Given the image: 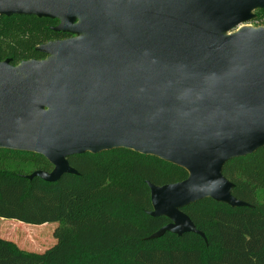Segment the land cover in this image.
I'll return each mask as SVG.
<instances>
[{"label":"water","instance_id":"water-1","mask_svg":"<svg viewBox=\"0 0 264 264\" xmlns=\"http://www.w3.org/2000/svg\"><path fill=\"white\" fill-rule=\"evenodd\" d=\"M264 0H0V16L58 20L66 40L43 60L0 61V149L44 157L56 183L68 158L115 149L153 156L188 177L148 184L152 217L204 234L183 209L205 199L249 206L223 175L264 147V27H243Z\"/></svg>","mask_w":264,"mask_h":264},{"label":"trees","instance_id":"trees-1","mask_svg":"<svg viewBox=\"0 0 264 264\" xmlns=\"http://www.w3.org/2000/svg\"><path fill=\"white\" fill-rule=\"evenodd\" d=\"M255 14L252 23L264 19V10ZM58 25V20L0 16V61L17 66L45 59L39 46L73 36L56 32ZM68 162L78 175L56 183L29 180L35 171H52L51 164L37 154L0 149V219L58 224L55 244L41 252L0 238V264H264V147L223 167L234 185L232 195L249 206L205 199L183 209L204 238L169 231L153 237L170 221L150 216L148 184L182 182L188 177L183 168L125 149Z\"/></svg>","mask_w":264,"mask_h":264},{"label":"rangeland","instance_id":"rangeland-1","mask_svg":"<svg viewBox=\"0 0 264 264\" xmlns=\"http://www.w3.org/2000/svg\"><path fill=\"white\" fill-rule=\"evenodd\" d=\"M248 28L254 27L249 22L243 25ZM58 227L56 223H48L41 226L27 225L15 220L0 219V238L10 240L28 251H40L55 244L53 232Z\"/></svg>","mask_w":264,"mask_h":264},{"label":"built area","instance_id":"built-area-1","mask_svg":"<svg viewBox=\"0 0 264 264\" xmlns=\"http://www.w3.org/2000/svg\"><path fill=\"white\" fill-rule=\"evenodd\" d=\"M252 22H254V21H251L250 24L254 25V27H256V28L264 26V25H261L262 23H264V19H261L260 21H256L255 23H252ZM258 22H260V24Z\"/></svg>","mask_w":264,"mask_h":264},{"label":"bare ground","instance_id":"bare-ground-1","mask_svg":"<svg viewBox=\"0 0 264 264\" xmlns=\"http://www.w3.org/2000/svg\"><path fill=\"white\" fill-rule=\"evenodd\" d=\"M244 26H242L241 28H243Z\"/></svg>","mask_w":264,"mask_h":264}]
</instances>
